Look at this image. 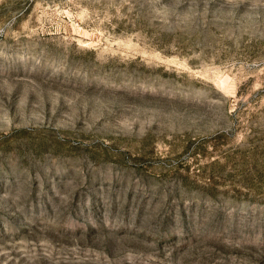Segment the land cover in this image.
<instances>
[{"label": "rangeland", "instance_id": "374dc122", "mask_svg": "<svg viewBox=\"0 0 264 264\" xmlns=\"http://www.w3.org/2000/svg\"><path fill=\"white\" fill-rule=\"evenodd\" d=\"M0 264H264V0H0Z\"/></svg>", "mask_w": 264, "mask_h": 264}]
</instances>
